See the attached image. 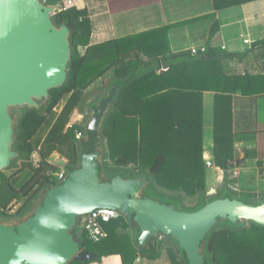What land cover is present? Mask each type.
Returning <instances> with one entry per match:
<instances>
[{"label": "trees", "instance_id": "1", "mask_svg": "<svg viewBox=\"0 0 264 264\" xmlns=\"http://www.w3.org/2000/svg\"><path fill=\"white\" fill-rule=\"evenodd\" d=\"M60 1L46 0L50 4ZM244 1L248 0H214V5L215 9H220ZM205 16H214V13ZM53 21L58 26H65L69 32L71 53L66 78L61 85L49 89L47 96L38 100L35 106H19L23 111L17 117L12 143L17 155L0 171V216L12 217L25 212L39 194L57 184L56 179H50L51 176L46 174L47 168H59L47 160L52 152L67 159V170L77 165L86 121L68 123L75 109L83 107V95L89 85L110 69L118 83L108 87V91L112 89L114 93L100 126L99 144L103 160L107 156L126 171L110 176H146L148 196L151 191L154 196H159L153 186L162 187L197 196L195 205L198 208L226 194L222 189L216 194H206V166L202 160V93L214 92V162L224 171L227 181L237 128L246 134L254 130L256 100L264 95V67L259 71L248 66L243 71H233L227 62L235 58L261 59L264 57V38L253 41L244 54L227 53L217 47H207L204 53L192 54L190 50L172 52L168 45L167 49H162V42L166 40L168 44V40L154 37V30L149 32L152 38L145 32L142 34L144 39L134 42L130 37L132 41L127 40L125 46L116 43L118 40L91 45L87 10L77 6L58 12ZM213 24L211 33L217 28V23ZM78 46L86 47L83 54L78 51ZM143 66L146 69L140 70ZM61 102L62 107L57 111ZM97 102L90 104V109ZM77 132L82 134L79 139ZM34 152L40 159L38 167L30 160ZM246 156L247 153L244 158ZM17 159L22 160L21 165L12 173L5 172L16 165ZM247 196L251 203L262 200L254 192ZM79 218L71 234L80 249L94 253L95 257L82 261L71 259L69 264L98 262L110 254H119L122 264H132L139 253H157L156 234L171 238L156 232L141 242L129 217L122 214L102 223L106 236L92 242L78 228ZM171 239L173 243L162 242L170 263L186 264L176 238ZM202 254L207 264H264V225L251 220L223 219L207 232Z\"/></svg>", "mask_w": 264, "mask_h": 264}, {"label": "water", "instance_id": "2", "mask_svg": "<svg viewBox=\"0 0 264 264\" xmlns=\"http://www.w3.org/2000/svg\"><path fill=\"white\" fill-rule=\"evenodd\" d=\"M58 12L46 0H0V171L17 155L12 149L17 124L13 107L35 106L66 78L71 47L68 29L53 21ZM113 93L110 89L90 110L77 165L25 212L0 216V264H69L71 259L94 258L79 248L71 230L77 217L98 207L127 215L141 242L156 232L174 236L186 264H207L203 244L215 223L230 219L264 225V199L255 204L226 193L188 213L148 196L146 176L107 174L100 126ZM47 160L67 166L58 152Z\"/></svg>", "mask_w": 264, "mask_h": 264}, {"label": "crops", "instance_id": "3", "mask_svg": "<svg viewBox=\"0 0 264 264\" xmlns=\"http://www.w3.org/2000/svg\"><path fill=\"white\" fill-rule=\"evenodd\" d=\"M77 7L87 10L91 24V45L118 40L116 43L125 46L127 40L133 39L135 42L137 39H144L143 33L148 34L154 30V37H165L168 40V44L166 40L162 42V49H167L168 45L172 52L205 46L217 47L231 54H244L243 52L250 49L253 41L264 38V0H248L220 9H215L214 0H80ZM211 13H214V16H205ZM213 22L217 23V28L211 33L212 26L214 30ZM164 27L167 28L165 31L162 29ZM147 36L152 38L151 33ZM85 48L78 46L80 54L84 53ZM249 58L231 59L227 62L230 68H227L243 71L248 66L256 71L263 70L260 68L264 67V57L258 58L257 61ZM144 69L145 66L140 68ZM93 83L95 84L88 87L83 95L86 96V105L75 109L69 122L80 123L90 104L99 101L108 92L109 85L118 83V80L114 79L113 69H110ZM61 107L62 102L56 110L59 111ZM255 122L251 133H241L240 127L237 128L234 158L231 160L232 166L226 181L225 173L215 165L213 155L214 92L203 91L202 160L206 166V194H216L221 189L227 192L229 189L242 195L258 189L260 181L264 180V95L257 97ZM104 148L108 151L106 143ZM108 160L111 161L109 158ZM207 160L211 162L210 165H207ZM234 171H237V174H234ZM260 171L262 173L259 176ZM245 173H248V178L243 181L241 177ZM252 181H255L256 187H250L248 183ZM155 187L153 186L154 192ZM169 197L176 199L182 206L179 195ZM185 197L191 198L187 195ZM194 198L197 199V196ZM156 235L154 239L157 247L159 246L155 251L157 253H139L132 264H171L162 242L173 243V240L163 235L162 241L157 239ZM89 264H122V260L119 254H110L103 256L98 262Z\"/></svg>", "mask_w": 264, "mask_h": 264}, {"label": "built area", "instance_id": "4", "mask_svg": "<svg viewBox=\"0 0 264 264\" xmlns=\"http://www.w3.org/2000/svg\"><path fill=\"white\" fill-rule=\"evenodd\" d=\"M80 0H61L60 2L56 3L59 8V12L71 7V6H78ZM246 42L248 40H245ZM206 51L205 46L199 47H192L190 48V52L192 54L197 53H204ZM70 125V124H69ZM82 137L81 132L76 133V138L79 139ZM35 167L40 165L39 157H36L32 161ZM207 165H210L211 162L207 160ZM263 171H264V163H263ZM46 174L50 175V179H56L57 181L62 180L66 174L67 169L66 167H59L57 170H53L51 168L46 169ZM234 174H237V171H234ZM123 213L118 211L117 209L111 207H98L95 208L83 215L80 216L78 226L83 231L85 237L92 242H96L104 238L107 232L103 229L102 223L109 222L110 220L117 219L121 217ZM163 235L158 234V239H162Z\"/></svg>", "mask_w": 264, "mask_h": 264}, {"label": "rangeland", "instance_id": "5", "mask_svg": "<svg viewBox=\"0 0 264 264\" xmlns=\"http://www.w3.org/2000/svg\"><path fill=\"white\" fill-rule=\"evenodd\" d=\"M95 83L91 84L89 87H92V85H94ZM96 90V89H94ZM86 97V96H84ZM86 100V98H85ZM86 105V102L84 103ZM13 113L15 114L16 117L20 116L21 112L23 111V108L19 107V106H16V107H13L12 109ZM90 107H88L86 109V112L87 113H83V120L81 122H84L87 120L88 118V114L90 112ZM69 124H72V122H69ZM105 149V148H104ZM56 152V151H55ZM106 152V150H105ZM38 157V154L37 152H34L31 157H30V160L33 161L34 158ZM63 157V156H62ZM65 158V157H64ZM66 159V158H65ZM67 160V159H66ZM21 159H17L16 161V165L13 166V167H9L5 170V172L7 173H12L16 168H18L20 165H21ZM104 163L106 164V167H104L105 171L107 172V174H111V173H114V172H118V173H125L126 171H124L122 168H120L119 165H115L113 164V161H109L108 160V157L106 156L105 159H104ZM209 172V171H208ZM122 173V174H123ZM262 173V171L259 172V176L260 174ZM252 176V175H251ZM248 178V173L246 174H243L241 179L244 181V180H247ZM264 179V178H263ZM250 180V178L248 179V181ZM261 184L259 185L258 189L256 191H253L255 194H258V197H262L261 199H264V180L263 181H260ZM250 184V187H256L255 186V181H252V183H248ZM153 186V185H151ZM155 190L158 191L160 194H163V195H159V196H154L153 195V191L151 192H148L149 196H151L152 198L156 199V200H159L160 202H167V203H170L172 206H174L176 209L178 210H181V211H185V212H188V213H195L197 212V210L199 209L197 205H195L197 203V199L194 198V197H191V198H187L185 197V195H183L182 193H179V192H171V191H168L166 189H163V188H159V187H155ZM214 193V192H213ZM227 195H233L243 201H250V198L249 196H247V194H237L236 192H231V191H227L226 192ZM208 194V193H207ZM167 195V196H166ZM179 195L180 196V199H181V203H182V206L179 205V203L177 202L176 199H173L169 196H177ZM209 195V194H208ZM195 205V206H194ZM79 228V226H78ZM158 237V235H156ZM171 238H173L172 235H170ZM158 239V238H157ZM164 239V237H163ZM162 239V241H163ZM161 241V242H162Z\"/></svg>", "mask_w": 264, "mask_h": 264}]
</instances>
